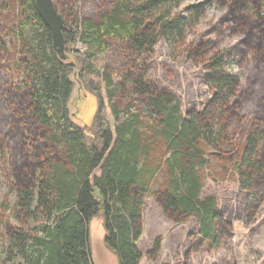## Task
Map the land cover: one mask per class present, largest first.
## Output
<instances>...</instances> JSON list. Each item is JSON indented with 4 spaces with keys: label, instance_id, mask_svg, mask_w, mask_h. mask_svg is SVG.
Wrapping results in <instances>:
<instances>
[{
    "label": "trees",
    "instance_id": "1",
    "mask_svg": "<svg viewBox=\"0 0 264 264\" xmlns=\"http://www.w3.org/2000/svg\"><path fill=\"white\" fill-rule=\"evenodd\" d=\"M34 1L0 0V11L8 9L0 26V152L9 151L10 179L0 207V258L94 264L89 226L100 219L118 263L140 264L136 243L148 198L173 224L196 220L205 245L218 250L231 229L216 197L203 198L205 178L218 176L203 173L211 163L228 164L233 183L248 195L247 221L264 203V96L254 110L244 103L238 110L239 80L226 68L246 49L257 54L264 0H215L225 8L221 30L209 23L189 42L211 0L183 10L185 0H100L96 17H81L76 0H68L63 53L53 48ZM231 31L239 36L235 48H220ZM160 40L209 73L213 97L199 112L184 115L176 96L147 80ZM113 44L123 52L118 78L99 60ZM75 81L98 100L87 128L93 136L69 114ZM159 175L164 182L154 187ZM160 250L158 237L147 258L157 260Z\"/></svg>",
    "mask_w": 264,
    "mask_h": 264
},
{
    "label": "rangeland",
    "instance_id": "2",
    "mask_svg": "<svg viewBox=\"0 0 264 264\" xmlns=\"http://www.w3.org/2000/svg\"><path fill=\"white\" fill-rule=\"evenodd\" d=\"M203 1L185 0L179 10L193 4L203 3ZM53 3L59 15L65 16L70 2L68 0L63 2L53 0ZM76 3L81 17H96L103 10L100 0H76ZM249 4H251V0ZM248 8L251 9L252 6ZM224 10L225 8L215 4V0H211L204 16L188 32L187 42L197 38L200 33L208 31L210 29L209 23L214 22L221 30L223 20L220 18L225 14ZM7 13L8 9L6 8L0 11V26H2L4 19L3 15H7ZM247 19L251 23L254 22L249 13ZM228 27V24L223 25L224 29H228ZM213 34L209 35L210 38H214L215 34ZM238 38L239 36L232 33L224 41L219 42V47L235 48ZM7 43L10 47L9 39ZM74 48L80 50L81 46H77V49ZM121 53H123L121 47L113 44L111 52L99 57L103 66H106L108 71L115 74L117 78L119 75L124 74L122 62L120 61ZM253 54L254 51L248 49L244 50L241 57L237 58V55L233 54V58H237L235 59L237 63L231 65L229 62L226 67L229 73L239 80L238 98L234 99V102L240 111L244 110L243 103L248 109H251L250 111L254 110L253 108L261 100V96H264V38H261V46L258 47L257 54ZM2 65L3 61L0 60V68ZM9 70H5V73H8L7 76L11 75ZM208 76L209 73L201 67H196L187 55L172 50L164 40H160L148 66L147 80L176 96L180 100L183 114L186 115L189 111L199 112L212 99L213 94L206 87ZM74 88L69 105V114L76 125L88 130L92 127L98 100L96 96L89 95L84 86L80 88L77 81L74 83ZM247 115L249 114L247 113ZM110 123L113 125L112 120ZM86 133L93 136L90 130ZM8 154L9 151L0 152V207L10 180L6 175L8 173L6 163ZM227 165L225 166V164L214 160L210 169L203 172L204 174L208 172L210 175V170L213 169L218 175L217 177L208 176L205 178L203 198L207 196L216 197L217 210H219L224 222L229 223L231 229L230 232L224 235L223 242L218 250L212 251L207 244L205 245L198 233L196 220L190 219L181 225L173 224L164 218L153 200L148 198L142 210L143 232L136 243L137 248L143 254L140 264H264V203L258 207L252 220L247 221L248 214L244 209L246 208L248 195L233 183L231 170ZM226 172L227 174L224 175ZM163 182L164 177L159 175L154 187L161 185ZM10 199L13 201V197ZM29 226L30 229L34 228L32 223ZM89 233V246L93 263L120 264L116 255L106 249L104 244L105 235L100 219L93 220L89 226ZM158 237L161 238V250L157 260L151 261L147 258V252ZM3 242L4 239L0 236V254ZM4 263H6L5 257L0 258V264ZM18 263H20V259L6 264Z\"/></svg>",
    "mask_w": 264,
    "mask_h": 264
},
{
    "label": "water",
    "instance_id": "3",
    "mask_svg": "<svg viewBox=\"0 0 264 264\" xmlns=\"http://www.w3.org/2000/svg\"><path fill=\"white\" fill-rule=\"evenodd\" d=\"M35 9L39 16L42 18L43 23L49 29L51 33L53 48L58 53L64 52V39L63 30L65 26L63 24V18L57 12L53 0H35Z\"/></svg>",
    "mask_w": 264,
    "mask_h": 264
}]
</instances>
